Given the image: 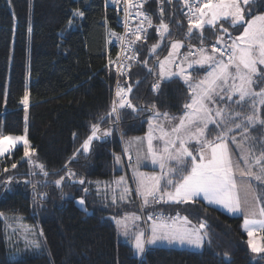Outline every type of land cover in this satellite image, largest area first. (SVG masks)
Wrapping results in <instances>:
<instances>
[{
  "label": "trees",
  "instance_id": "trees-1",
  "mask_svg": "<svg viewBox=\"0 0 264 264\" xmlns=\"http://www.w3.org/2000/svg\"><path fill=\"white\" fill-rule=\"evenodd\" d=\"M262 3L258 0L257 11H264ZM75 9L84 16L73 17ZM144 11L155 26L161 18L169 25L166 40L185 39L188 19L181 1L148 0ZM118 28V13L106 0H0V135L25 132L37 161L47 172L56 173L47 180L54 182L70 169L76 173L75 180L86 181L80 185L66 179L60 188L54 183L43 184L37 191L47 196L34 204L33 184L45 177L29 175L21 145L1 156L0 264H264V253L257 259L252 256L242 217L227 214L202 199L155 206L158 211L186 216L196 226L205 221L208 236L201 249L153 246L145 248L141 258L135 256L117 237L108 217L111 207L100 204L93 192L92 180L120 174L114 155H121L125 138L146 133V119L152 113L147 109L155 105L154 111L179 113L191 98L188 84L179 77L161 81L159 91H153L157 83L155 58L167 50L164 44L150 55L159 38L154 29L137 45L138 60L120 77L124 88L132 87L128 99L141 110L119 109L112 134L94 141L89 154L81 152L69 162L90 134L91 124L112 108L116 73L109 61L116 46L110 32ZM218 29L216 25L193 30L186 40L201 43L203 37V43H213ZM195 73L200 71L192 75ZM25 91L29 93L27 111L21 103ZM260 109L264 118V106ZM116 120L114 114L101 129ZM212 135L208 132L207 136ZM14 163L17 167L12 169ZM8 177L13 179L6 191ZM27 180L32 183H25ZM62 193L68 195L62 198ZM78 197H84L87 211L76 204ZM11 216L37 229L45 252L9 255L5 220Z\"/></svg>",
  "mask_w": 264,
  "mask_h": 264
},
{
  "label": "snow or ice",
  "instance_id": "snow-or-ice-1",
  "mask_svg": "<svg viewBox=\"0 0 264 264\" xmlns=\"http://www.w3.org/2000/svg\"><path fill=\"white\" fill-rule=\"evenodd\" d=\"M255 2L256 0H203L195 9L189 6L186 34L189 38L193 30H203L205 25L216 26L218 21H222L220 24L221 35L211 46L210 52L203 45V37H201V46L199 48L194 45L189 46L188 53L183 57L180 55L181 49L184 47L183 43L178 40L170 41L167 56L157 61L159 79L165 81L173 77L181 78L189 85L190 102L184 105V113L178 118L171 117L166 112L154 111L155 105L147 109L153 113L148 121L149 132L143 138L136 137L129 140L123 154L128 157L129 165H131V146L146 142V152L138 151L136 153V167L133 169L135 194L142 198L145 207L150 202L153 204L161 202L194 203L198 198H202L209 205H219L229 213H244L243 228L249 237L248 246L253 253H264V205L261 204V197L250 182L254 180L259 182V186L264 187V147L258 155L253 146L244 147L253 139L248 135L249 128L257 124L264 125V118H262L261 109L258 107L264 106V88L259 91L254 90L255 84L264 81V68H258V65L264 66V13L252 15L251 5ZM113 3H119V0H113ZM185 3L187 4L188 0H185ZM124 4L126 6V34L120 36L115 32H110V36H115L120 40L127 52L131 50L132 45L147 39L148 29L144 27V22L147 21L148 28L153 27V24L143 11L137 10L135 16L143 17V19L135 29L128 27L129 18L132 16L131 9L133 7L142 8V5L134 4L133 0H124ZM72 16L83 17L84 13L75 9ZM247 16H251V19L246 20ZM228 20H231L233 26L243 27V32L234 39L230 37L228 28L223 26V23ZM71 23L70 18L69 24ZM169 32V25L164 23L161 18L160 24L156 26V33L161 41L166 38ZM128 33H132L134 39L127 40L125 43ZM160 47V42L152 45L150 55L155 54ZM109 63L114 62L110 60ZM144 63L146 66L147 61ZM193 65H198L200 68L207 67L205 76L195 84L192 83L190 75ZM122 68L123 65H120L121 74H123ZM149 71L153 70L149 69ZM159 89V82L153 85V91H159ZM131 92L130 85L127 89L118 88L116 97L119 99V105L117 106L114 101L111 110L98 117L96 123L91 124L90 134L83 141L81 147L73 153L69 162L81 152L85 155L89 154L94 141H103L105 137L112 134L119 120L118 115L117 120L113 121L109 128L102 130L101 124L105 120H111V117L118 112V108L127 107L134 112L141 110L134 107L128 99V94ZM248 100H251V111L247 114L236 112L230 107L233 102L242 107ZM21 103L27 111L29 106L27 91H25ZM177 119L179 123H176L170 130H166L165 122L171 123ZM210 125H215L220 129L218 135L212 140L207 139V130ZM241 129H243L242 132H240ZM234 130L240 132L239 141L237 136H231V143L240 150L239 158H234L229 149V135ZM156 131H159L158 136L155 134ZM154 141L161 142L162 147L155 144ZM192 141L196 143L195 150H190ZM21 143L23 144L22 159H28L29 175L45 177L43 181H36L33 184V191L36 193L34 204L47 196L46 193L37 191V188L43 184L54 183L60 188L66 179L72 184L84 185L86 183L83 178L75 180L76 173L70 169L65 173V176H61L54 182L47 180L49 175L56 173L47 172L45 165L32 159L36 150L30 146L26 135H0V156L11 153ZM187 158L191 160L190 167ZM146 160H150L154 166H159V175L139 171L140 165ZM121 162V156L114 155V163L120 165ZM172 163L175 164V167L171 166ZM16 167L15 163L11 165L12 169ZM65 167H67V163ZM3 171L7 172L8 169L5 168ZM185 172L186 174H183ZM178 174H180V178L177 180L175 177ZM12 179V177H8L4 182L6 191H8L7 185L12 182ZM25 183L31 184L32 181L27 180ZM113 183L119 188L121 185H126L127 181L125 177L121 176ZM84 190L88 191L87 188ZM111 191L115 193L116 188H111ZM131 194L132 189L124 187L123 194L119 199L126 201ZM64 195L68 194L62 193V198ZM249 196L252 198L251 206L246 208L245 205L249 204ZM116 202L117 197L113 195L112 203ZM77 203L87 211L84 208L85 200L83 198L78 199ZM2 215L0 213V216ZM112 219L116 221L122 234L127 236L130 231L127 214L123 220L115 217ZM133 219L139 220L140 217L134 216ZM148 220L151 221V235L145 239L143 231L135 234L133 246L137 255L144 253L146 244H155L157 241H166L168 244H187L200 248L205 237L208 236L207 224L203 220L198 226H189L191 221L188 217H181L179 214L167 219L162 218L159 214L155 216L150 214ZM257 228L260 229V235L257 234ZM28 243L39 247L35 241Z\"/></svg>",
  "mask_w": 264,
  "mask_h": 264
},
{
  "label": "rangeland",
  "instance_id": "rangeland-1",
  "mask_svg": "<svg viewBox=\"0 0 264 264\" xmlns=\"http://www.w3.org/2000/svg\"><path fill=\"white\" fill-rule=\"evenodd\" d=\"M262 1H263L262 5L264 6V0H262ZM257 2H258V0H256V2L251 5L252 15H259V14L264 13V11H257L256 10V8H259V7H257ZM247 19H251V16H247L246 20ZM221 23H222V21H218L216 24L219 29L217 31V36H216L215 40L213 41V43H203V45L205 46V48L209 52L211 51V46L216 43L217 37H219L221 35V29H220ZM205 26H209V25H205ZM223 26L228 28L230 37L233 39L236 36H238L240 33L243 32V27L241 30L238 31V29H237L238 25L233 26L231 24V20L224 22ZM197 31H201V30H197ZM186 34H185V39L179 37V38H169L166 40V38H165L163 41H161V38L159 37L158 40L154 43V44H157L158 42H160L161 46H163L164 44H167V50H166L165 54L162 55L160 58H155V61H154V64H155L154 74L157 76V79H156L157 83L161 82L159 79V64L157 63V61L159 59H163L165 56H167L168 49L170 48V41L178 40V41H181L183 43L184 47L181 49V52H180L181 57H183L185 54L188 53L189 46L194 45L196 48H199L201 46V43L196 42L194 40L187 41L186 38L189 39V37ZM225 38L227 39L228 37L226 36ZM258 68H264V66L258 65ZM198 70L200 71V73H195L194 75H192L193 71H198ZM173 71H175V68H173ZM206 71H207L206 66H205V68H200V66H198V65H193L192 69L190 70V75L192 77V83L195 84L200 79H202L205 76ZM122 87L124 88V86H122ZM261 88H264V81H259L258 84L254 85L255 91H259ZM236 99H238V97H236ZM116 101H117V99H116ZM188 102H190V100ZM118 103H119V99H118ZM118 103H117V106H118ZM250 105H251V100H248L242 107L237 106L234 102L230 105V107L232 110H234L236 112H244L245 114H247L251 111ZM112 106H113V104H112ZM221 106H223V105H221ZM258 107H260V106H258ZM118 111H119V108H118ZM160 113H165V112H160ZM183 113H184V109L179 113H172V114L168 113V114L171 117H177L178 118V117L182 116ZM152 115H153V113H151L146 119L147 125H146V133L143 134L144 137L149 132L148 121ZM161 119H162V117H161ZM237 122H239V121H237ZM176 123H179L178 119L175 120L174 122H171V123L165 122L164 126H165L166 130H170L172 127L175 126ZM219 131H220V129H218L215 125H210L209 129L207 130V135H208V132H210L211 134H213L212 135L213 137L208 138V136H207V139H209V140L214 139L218 135ZM242 131H243V129L240 130V132H242ZM240 132H237L234 130L229 135V140H228L229 149L233 153L234 158H239L240 150L236 147L235 144L231 143V136H237L238 141H239ZM155 134L158 136L159 131H156ZM24 135H26L25 132L22 134H18V135L17 134L16 135L7 134L4 136H24ZM248 135H249V137H251L253 139L250 140L248 144H245L244 147L253 146L255 153L258 155L260 153V151L262 150V147H264V125L257 124L255 126L249 128ZM132 137H136V136H132ZM132 137L125 138V140L122 144V147H121V150H122L121 155H122V159H123V164H120L121 166H119V168L122 169L123 172L118 176L112 177L111 179H102V180L93 181V182H95V184H102V187L97 189L98 194H99V199L102 200L100 204H102L104 207H111V210L113 212L110 213L108 215V217L110 218V220L113 222V224L115 226L118 239L120 241L128 244L131 247L133 254L135 256H138L141 258L143 253L140 255H137L133 245H134L136 232L143 231L145 233V239H147V237L151 235V231H150L151 221L148 220V216L150 214L153 215V214L158 212L159 215L162 216V218H165L164 217L165 214H167L168 218H170V217H176L177 214H175V213L169 214V213L163 212V211H161V213H160L158 210L155 209V206H163L165 204L173 203V202H168V203L161 202L159 204H153L150 202V204L147 207H145L143 205L142 198L138 197L135 194L136 185H135V181L133 179V169L136 167V163L133 162V158H132L133 163L131 162V165H129V162L125 160L126 156L123 154L125 147L128 146L127 142L129 140H131ZM154 143L157 144L158 146L162 147L161 142L154 141ZM19 145H21L23 147L22 143L18 144L17 146H19ZM141 147H143V146H140V149H141ZM196 147L197 146H196L195 141H192L190 143V150H195ZM139 151H141V150H139ZM144 152H146V150ZM130 153L132 155L131 151H130ZM237 155H238V157H237ZM25 159L28 161L27 158H25ZM32 159L39 163V161H37L36 153L34 156H32ZM135 162H136V159H135ZM187 163H188V166L190 167V164H191L190 158H187ZM171 166L175 167V164L172 163ZM147 167H149V168H147ZM139 171L144 172V173H148V174H153V173L156 175L160 174L159 166L158 165H155V166L152 165L150 160L143 161L139 167ZM183 174H186V172ZM121 176L125 177L127 183H126V185H121L119 188H117V186L113 183V181L118 180ZM179 177H180V174H178L175 177V179L178 180ZM239 179L240 178L238 177V180ZM250 182L253 184V187L256 189L257 194L261 197V204L264 205V187L259 186V182H256L254 180L250 181ZM124 187H128V188L132 189V194L127 198L126 201H121L119 199V197L123 194ZM106 188H107V191H106ZM111 188H116V192L113 193L111 191ZM87 192H89V191H87ZM113 195H115L117 197V202L115 204L112 203V196ZM80 198L84 199V197H78L75 199V202L79 207H81V205H79L77 203V200ZM198 199H202V198H198ZM241 199L243 202V200H244L243 193L241 194ZM251 199H252L251 196H249L248 197L249 204L245 205L246 208L251 206ZM211 206H214V207L222 210L223 212H225L227 214L241 216L242 217V227H243L244 213H229V212H227V210L223 209L219 205H211ZM85 207H86V204L84 205V208ZM89 211H90V209H89ZM126 214H127V222L130 226V231H129V234L127 236L122 234L121 230L118 228V226L116 224V221L114 219H112L113 217H115L117 219L123 220L125 218ZM134 216H138V217H140V219L134 220L133 219ZM179 216L183 217L182 215H179ZM14 218L15 217L11 216L5 220V239H6L7 247L9 250V255L11 257H19L21 255H26V254H38V253L45 252L46 248H43L44 245H43V242L40 241L41 237L39 236L37 229L34 226L27 223L26 221H24L23 219L17 220ZM165 219H167V218H165ZM190 226H196V225L191 223ZM14 229H15V231H14ZM244 231H245V229H244ZM256 231H257L258 235L261 234L260 229L257 228ZM246 234H247V232H246ZM247 237H248V235H247ZM248 239H249V237H248ZM29 241H35L36 244L39 245V247H35V246L29 244L28 243ZM153 246L177 247V248H186V249L191 250V249H201L203 244L200 248H195V247L189 246L187 244H183V245L177 244V243L168 244L166 241H157L155 244H146L145 248L153 247ZM250 251H251V249H250ZM251 253H252V256L254 259H257L262 254V253H253L252 251H251Z\"/></svg>",
  "mask_w": 264,
  "mask_h": 264
},
{
  "label": "built area",
  "instance_id": "built-area-1",
  "mask_svg": "<svg viewBox=\"0 0 264 264\" xmlns=\"http://www.w3.org/2000/svg\"><path fill=\"white\" fill-rule=\"evenodd\" d=\"M147 0H133V3L136 5H142V8L137 9L136 7H133L131 9L132 12V16L129 18L128 21V27L135 29L137 27V25L140 23V21L143 19V17H136L135 16V12L137 10L143 11L150 19V15L144 11V4ZM168 2H173L174 0H167ZM176 1H181L184 4V15L186 16L187 19H189V6H191L193 9H195L196 7L199 6L200 3L203 2V0H188V3H185V0H176ZM108 4L114 8L117 9V13H118V21H119V31H120V36H125L126 34V28H125V4H124V0H119V3H113V0H107ZM152 21V20H151ZM153 24V23H152ZM144 27L148 29V32L150 30H155L156 32V26L153 24V27L148 28V24L147 21L144 22ZM147 32V33H148ZM134 39V35L132 33H128L126 35V40L125 43L127 42V40H132ZM115 41H119L116 37H115ZM145 40L139 41L136 44L131 46V50L129 51H125L124 50V46H122L121 43V54H120V64L118 69H116V78L117 80L114 83V95L116 94L118 88L122 87V85L120 84V77L122 75H124L127 72L128 66L131 62H135L138 60V54H137V45L138 44H142ZM132 58V59H129ZM120 65H123L122 68V73L121 74V70H120ZM114 101H115V97H113ZM131 154V153H130ZM132 157V155H131ZM126 161H128V157L127 159H125ZM127 163V162H126ZM156 215V214H155ZM165 218H168V215L165 214L164 216Z\"/></svg>",
  "mask_w": 264,
  "mask_h": 264
},
{
  "label": "bare ground",
  "instance_id": "bare-ground-1",
  "mask_svg": "<svg viewBox=\"0 0 264 264\" xmlns=\"http://www.w3.org/2000/svg\"><path fill=\"white\" fill-rule=\"evenodd\" d=\"M148 1V0H147ZM146 1V2H147ZM167 1V0H166ZM145 2V3H146ZM106 3L108 4V2H107V0H106ZM109 5V4H108ZM110 6V5H109ZM112 7V6H111ZM114 8V7H113ZM116 11H117V9L116 8H114ZM118 12V11H117ZM112 32H115V33H117L118 35L120 34V31H119V28L118 29H116L115 31H112ZM148 34V33H147ZM113 42L115 43V46H116V51H115V53H114V55L112 56V58L110 59L111 61H113L114 63H112L111 65L113 66V68H114V71H115V73H116V69H118V67H119V64H120V54H121V49H122V47H121V42H119V41H115V36H113ZM118 54H119V59H118ZM133 62H131L130 64H129V66L132 64ZM129 66H128V68H129ZM127 71H128V69H127ZM117 80V78H116V76H115V79H114V83H115V81ZM113 91H114V85H113ZM113 96L115 97V102H116V104H117V101H116V99H117V97H116V94L114 95V92H113ZM113 102H114V99H112V103H111V106H112V104H113ZM116 116L118 115V112L115 114ZM126 159H127V156H126ZM129 162V161H128ZM160 213H161V211H159ZM158 213V212H157ZM157 213H155V214H157ZM155 214H153L154 216H155ZM159 214V213H158ZM167 215V214H166Z\"/></svg>",
  "mask_w": 264,
  "mask_h": 264
},
{
  "label": "crops",
  "instance_id": "crops-1",
  "mask_svg": "<svg viewBox=\"0 0 264 264\" xmlns=\"http://www.w3.org/2000/svg\"><path fill=\"white\" fill-rule=\"evenodd\" d=\"M117 103H118V99H117ZM118 105H119V103H118ZM132 137V136H131ZM136 137H140V138H143L144 137V135H140V136H136ZM136 137H132V139L133 138H136ZM125 145V144H124ZM140 146H143V147H141V149H140ZM139 150H141V151H145L146 150V142L145 143H143V144H133L132 146H131V149H130V151L132 152V158H133V162L134 163H136L135 162V159H136V153L139 151ZM119 156H121V158H122V155H119ZM237 157H238V155H237ZM146 161H148V160H146ZM132 162V163H133ZM121 164H123V159H122V162H121ZM119 166H121V165H116V167H117V169L119 170V172H120V174L123 172V170L122 169H120L119 168ZM147 168H149V167H147ZM119 174V175H120ZM118 176V175H117ZM180 178V177H179ZM92 181H98V180H92ZM97 183V182H96ZM100 187H102V184H95L94 185V187H93V192H94V194H95V196L97 197V199L100 201V203H101V199H99V194H98V191H97V189L98 188H100ZM190 226V225H189Z\"/></svg>",
  "mask_w": 264,
  "mask_h": 264
}]
</instances>
